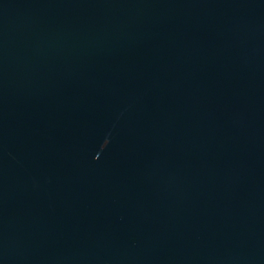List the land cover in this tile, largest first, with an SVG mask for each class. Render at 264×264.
Wrapping results in <instances>:
<instances>
[{"label":"water","instance_id":"1","mask_svg":"<svg viewBox=\"0 0 264 264\" xmlns=\"http://www.w3.org/2000/svg\"><path fill=\"white\" fill-rule=\"evenodd\" d=\"M0 264H264V0H0Z\"/></svg>","mask_w":264,"mask_h":264}]
</instances>
